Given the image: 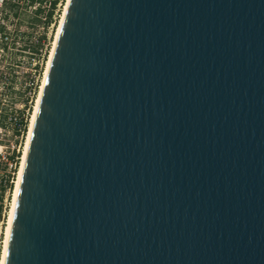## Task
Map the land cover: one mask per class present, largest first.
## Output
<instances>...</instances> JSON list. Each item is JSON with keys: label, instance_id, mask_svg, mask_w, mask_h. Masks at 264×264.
I'll return each mask as SVG.
<instances>
[{"label": "water", "instance_id": "1", "mask_svg": "<svg viewBox=\"0 0 264 264\" xmlns=\"http://www.w3.org/2000/svg\"><path fill=\"white\" fill-rule=\"evenodd\" d=\"M4 264H264V0H69Z\"/></svg>", "mask_w": 264, "mask_h": 264}, {"label": "built area", "instance_id": "2", "mask_svg": "<svg viewBox=\"0 0 264 264\" xmlns=\"http://www.w3.org/2000/svg\"><path fill=\"white\" fill-rule=\"evenodd\" d=\"M11 1L19 5L26 2ZM38 6L36 4L31 8L35 9ZM0 9L4 10V0H0ZM0 25L6 30L0 32V191L2 188L6 190L4 199L6 204L10 186L12 184L15 186L18 178L22 159V155L20 158L12 159L9 149L15 150L17 154L20 152L23 154L27 135L24 136L22 129H19L18 135L16 129L23 120L27 122L31 109L33 113L42 84L44 74L42 69L46 65L44 56L51 44L52 32H11L4 20L0 21ZM43 35H46V40H42V53L36 55L31 52V47L39 44ZM5 138L10 139L6 149H1V142L5 141Z\"/></svg>", "mask_w": 264, "mask_h": 264}, {"label": "trees", "instance_id": "3", "mask_svg": "<svg viewBox=\"0 0 264 264\" xmlns=\"http://www.w3.org/2000/svg\"><path fill=\"white\" fill-rule=\"evenodd\" d=\"M63 0H50L49 2V8L48 11L46 12V14L44 15V22H42L41 18H39V16H41L43 14V10L41 8L42 4L44 3V0H26V3L28 4V6L33 7L34 5L38 4L39 6L36 7L34 9V13H35V17L34 21L35 23H43L44 25V29L47 30L51 25H56L57 24V20H58V14L56 16V12H60V8L59 5L62 4ZM4 7L8 8L14 15V17L16 18L17 21H22L21 19L19 20V10H20V6L19 4H16L14 2H12L11 0H4ZM0 32H6L5 28L0 25ZM42 40H46V35H43L40 38V42L39 44L33 45L31 47V50L36 54V55H40L43 50V45H42ZM48 54L49 51L47 50L45 56H44V61L47 62L48 59ZM32 115V109L30 111V115L27 118V122H23L19 125V127L16 129V133L18 135H20V131L19 129H22L24 136L27 135L28 133V129H29V124H30V116ZM9 153H10V157L12 159L15 160L16 157L20 158L22 153L20 152L19 154L16 153L15 150H11L9 149ZM19 161V160H18ZM5 189L2 188L0 191V223H2L3 225L6 223V216H7V210L8 208L5 207V203H4V199H5ZM13 191H14V184H12L10 186V194L8 199H10L13 195ZM2 225V226H3ZM1 240L2 238V234H1ZM0 258H1V249H0Z\"/></svg>", "mask_w": 264, "mask_h": 264}, {"label": "rangeland", "instance_id": "4", "mask_svg": "<svg viewBox=\"0 0 264 264\" xmlns=\"http://www.w3.org/2000/svg\"><path fill=\"white\" fill-rule=\"evenodd\" d=\"M67 0H63L62 4L59 5L60 8V12H56V16L58 14V22L56 25H51L47 30L43 29L44 25L43 23H35L34 18L35 17V13H34V9L31 8L30 6H28V4L26 2H24L22 5L20 6V10H19V20L21 19L22 21H17L16 18L14 17L13 13L8 9L4 7V10L0 9V14H1V20H4V22H6V24L10 27L11 32H29V33H34V32H52L51 34V39H50V46L48 48V51L51 50L52 48V44L55 38V34L64 10V6L66 4ZM49 2L50 0H44V3L42 4L41 8L43 10V14L41 16H39V18H41L42 22H44V20L42 18H44V15L46 14V12L48 11L49 8ZM6 11V13H5ZM33 52V51H31ZM49 56V54H48ZM47 63V62H46ZM46 69V65H44L43 69H42V73L43 71L45 72ZM44 75V74H43ZM28 77V75H27ZM43 79V78H42ZM10 138H5V141L1 142L2 147L1 149H6V145L8 144V140ZM12 198L13 195L10 199H8L7 203L5 204L6 208H8V212H7V216H6V223L3 225L2 223H0V236L2 234V240L0 237V249H1V256H2V251H3V244H4V238H5V229L7 227V220H8V213L9 210L11 208V204H12ZM3 225V226H2ZM1 260V258H0Z\"/></svg>", "mask_w": 264, "mask_h": 264}, {"label": "bare ground", "instance_id": "5", "mask_svg": "<svg viewBox=\"0 0 264 264\" xmlns=\"http://www.w3.org/2000/svg\"><path fill=\"white\" fill-rule=\"evenodd\" d=\"M68 3L69 0L66 1V4L64 6V10L55 34V38L52 44V48L50 50L48 59H47V63H46V69L43 75V79H42V84L40 87V91L35 103V107L31 116V120H30V124H29V129H28V133H27V137H26V141H25V145H24V149H23V154H22V159H21V166L19 169V174H18V178L15 182V186H14V191H13V198H12V204H11V208L9 210L8 213V220H7V227L5 229V238H4V244H3V251H2V256H1V260H0V264H4L5 263V257H6V252H7V246H8V241H9V236H10V231H11V225H12V220H13V215H14V210H15V205H16V200H17V196H18V191H19V186H20V182H21V177H22V173H23V168H24V164H25V160H26V155H27V151H28V147H29V143H30V139H31V134H32V130H33V126H34V122H35V118H36V114H37V110H38V106H39V102H40V98L42 95V91L44 88V84L46 81V77L49 71V67H50V63H51V59L53 56V52L56 46V42L59 36V32L61 29V25L68 7Z\"/></svg>", "mask_w": 264, "mask_h": 264}]
</instances>
